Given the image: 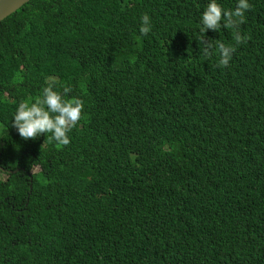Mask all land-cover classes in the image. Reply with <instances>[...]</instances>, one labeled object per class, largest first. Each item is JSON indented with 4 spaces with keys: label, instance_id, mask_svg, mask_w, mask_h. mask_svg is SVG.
<instances>
[{
    "label": "trees",
    "instance_id": "16d2710c",
    "mask_svg": "<svg viewBox=\"0 0 264 264\" xmlns=\"http://www.w3.org/2000/svg\"><path fill=\"white\" fill-rule=\"evenodd\" d=\"M206 2L31 0L0 22V264H264V0L227 67L235 29L200 51ZM48 76L84 103L67 146L11 124Z\"/></svg>",
    "mask_w": 264,
    "mask_h": 264
},
{
    "label": "clouds",
    "instance_id": "9594fccd",
    "mask_svg": "<svg viewBox=\"0 0 264 264\" xmlns=\"http://www.w3.org/2000/svg\"><path fill=\"white\" fill-rule=\"evenodd\" d=\"M234 4L233 8L227 9L220 0H207L200 12V51L205 58L211 54L210 50L213 48L211 39H205L206 31L216 32L221 27L236 30L235 44L226 45L219 41L216 43L215 47L220 56L218 66H228L236 50L235 45L246 41V37L240 34V25L244 23L247 15L254 17L250 14L249 0H234ZM138 30L141 36L150 31V18L147 14L140 17ZM72 90L71 84L58 83L55 76L46 77L44 86L34 101L20 100L17 103L11 115L12 127L24 140L48 133L50 141L59 146H67L70 143L69 133L81 120L84 108L79 97L69 96ZM0 173L6 174L4 170Z\"/></svg>",
    "mask_w": 264,
    "mask_h": 264
},
{
    "label": "water",
    "instance_id": "95a60500",
    "mask_svg": "<svg viewBox=\"0 0 264 264\" xmlns=\"http://www.w3.org/2000/svg\"><path fill=\"white\" fill-rule=\"evenodd\" d=\"M31 0H0V22L21 9ZM5 171V169L1 168ZM13 173H17L13 171ZM32 190V187H30Z\"/></svg>",
    "mask_w": 264,
    "mask_h": 264
},
{
    "label": "crops",
    "instance_id": "0c3cea01",
    "mask_svg": "<svg viewBox=\"0 0 264 264\" xmlns=\"http://www.w3.org/2000/svg\"><path fill=\"white\" fill-rule=\"evenodd\" d=\"M65 240H62L60 239V243L64 242ZM72 250L70 248H67V249H62L60 246H59V243H51L50 244V251L51 253L56 257L58 258L61 254H66L68 255L69 254V251Z\"/></svg>",
    "mask_w": 264,
    "mask_h": 264
},
{
    "label": "rangeland",
    "instance_id": "374dc122",
    "mask_svg": "<svg viewBox=\"0 0 264 264\" xmlns=\"http://www.w3.org/2000/svg\"><path fill=\"white\" fill-rule=\"evenodd\" d=\"M2 125L0 124V134L2 133ZM19 171V169L17 168V169H15V172H18ZM73 262H74V260H73Z\"/></svg>",
    "mask_w": 264,
    "mask_h": 264
}]
</instances>
